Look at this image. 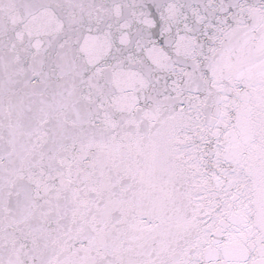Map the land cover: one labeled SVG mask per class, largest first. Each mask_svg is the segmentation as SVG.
<instances>
[{
	"label": "water",
	"instance_id": "water-1",
	"mask_svg": "<svg viewBox=\"0 0 264 264\" xmlns=\"http://www.w3.org/2000/svg\"><path fill=\"white\" fill-rule=\"evenodd\" d=\"M23 2L0 0V27ZM213 68L220 95L202 107L212 118L222 104L241 175L224 221L205 235L179 187L165 118L125 119L118 138L85 131L86 105L62 69L0 54V264H237L264 241V43L234 44Z\"/></svg>",
	"mask_w": 264,
	"mask_h": 264
},
{
	"label": "snow or ice",
	"instance_id": "snow-or-ice-1",
	"mask_svg": "<svg viewBox=\"0 0 264 264\" xmlns=\"http://www.w3.org/2000/svg\"><path fill=\"white\" fill-rule=\"evenodd\" d=\"M258 41L264 0H24L0 27V54L63 70L86 105L85 131L107 129L118 138L125 119L168 121L179 187L205 235L224 221L241 174L228 157L222 104L212 118L202 105L220 95L213 65L222 53ZM191 75L202 83L193 86ZM127 81L132 87L122 86ZM122 96L134 98L131 110L118 107ZM215 264L233 262L218 257ZM237 264H264V241L246 247Z\"/></svg>",
	"mask_w": 264,
	"mask_h": 264
}]
</instances>
